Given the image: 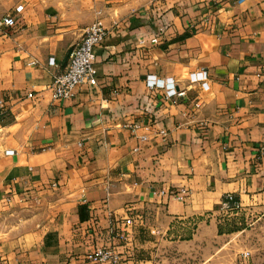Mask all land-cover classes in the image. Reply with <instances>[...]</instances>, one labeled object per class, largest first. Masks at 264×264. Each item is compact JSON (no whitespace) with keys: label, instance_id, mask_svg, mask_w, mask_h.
Here are the masks:
<instances>
[{"label":"crops","instance_id":"crops-1","mask_svg":"<svg viewBox=\"0 0 264 264\" xmlns=\"http://www.w3.org/2000/svg\"><path fill=\"white\" fill-rule=\"evenodd\" d=\"M8 17L0 264H96L98 248L116 264H264V0H0ZM96 21L94 79L54 101Z\"/></svg>","mask_w":264,"mask_h":264},{"label":"built area","instance_id":"built-area-1","mask_svg":"<svg viewBox=\"0 0 264 264\" xmlns=\"http://www.w3.org/2000/svg\"><path fill=\"white\" fill-rule=\"evenodd\" d=\"M246 0H238V3H244ZM22 7L17 8V12H20ZM0 26H5L7 28H13L16 26V21L8 17ZM107 33L103 28L100 21L92 23L85 31L81 42L71 51L69 55V66L66 71L57 74L53 82L49 87L52 99L54 101H69L75 94L78 87L84 85L87 81L93 80L96 75L95 68V50L100 47ZM153 44H158V38L151 41ZM50 66H56L55 58L49 59ZM208 74L207 72H198L190 76V80L193 83H200L203 89H208ZM147 86L151 89H164L167 93V97H183L185 95L184 91H177L176 85L173 79L161 80L158 77L151 75L146 79ZM28 98L34 99L35 95L30 93ZM162 135H166L165 131H161ZM143 140H146L144 137ZM259 159L264 158V145L260 148ZM161 196L167 197L168 199H176L183 201L186 197L185 191H174L170 190L168 192L161 191ZM228 201L232 202L233 197L229 196ZM90 262L96 264L104 263H118L119 257L108 250L107 248H98L94 252L87 256Z\"/></svg>","mask_w":264,"mask_h":264}]
</instances>
